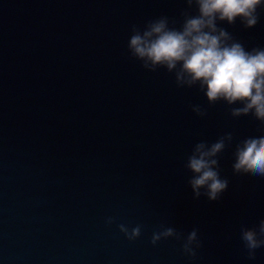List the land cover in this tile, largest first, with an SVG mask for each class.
<instances>
[{
	"label": "water",
	"instance_id": "water-1",
	"mask_svg": "<svg viewBox=\"0 0 264 264\" xmlns=\"http://www.w3.org/2000/svg\"><path fill=\"white\" fill-rule=\"evenodd\" d=\"M153 24L128 0H0V264H264L242 238L264 239V174L236 164L264 112L136 54ZM218 141L210 198L189 160Z\"/></svg>",
	"mask_w": 264,
	"mask_h": 264
},
{
	"label": "clouds",
	"instance_id": "clouds-1",
	"mask_svg": "<svg viewBox=\"0 0 264 264\" xmlns=\"http://www.w3.org/2000/svg\"><path fill=\"white\" fill-rule=\"evenodd\" d=\"M261 3L264 0H199L201 15L187 20L183 30L166 28L164 22L159 21L143 35L131 36L130 44L136 54L153 63L164 62L171 67L180 61L191 80H199L206 86L209 99L246 98L245 108L256 102L258 110L264 112V46L246 50L239 42L225 43L222 37L227 33L223 29L216 32L213 23L216 16L232 21L239 15L252 25L256 22L255 8ZM221 145L222 141H218L206 150L198 145L199 155L190 158L189 167L196 173L191 179L196 194L204 186L207 195L213 198L227 183L228 178L212 166L215 160L207 159ZM236 164L251 166L264 174V133H249L245 137L238 145ZM260 229L264 231V221ZM194 236L195 231L189 233V239ZM242 238L250 249L264 244V239H258L253 229H245Z\"/></svg>",
	"mask_w": 264,
	"mask_h": 264
}]
</instances>
